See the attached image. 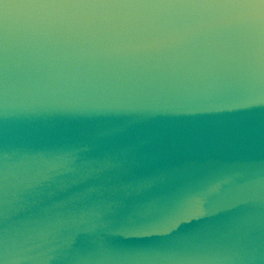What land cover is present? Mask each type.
<instances>
[{
  "label": "water",
  "instance_id": "water-1",
  "mask_svg": "<svg viewBox=\"0 0 264 264\" xmlns=\"http://www.w3.org/2000/svg\"><path fill=\"white\" fill-rule=\"evenodd\" d=\"M0 264H264V0H0Z\"/></svg>",
  "mask_w": 264,
  "mask_h": 264
}]
</instances>
